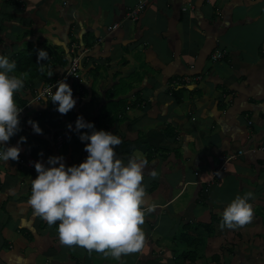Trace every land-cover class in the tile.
Here are the masks:
<instances>
[{
    "label": "crops",
    "instance_id": "1",
    "mask_svg": "<svg viewBox=\"0 0 264 264\" xmlns=\"http://www.w3.org/2000/svg\"><path fill=\"white\" fill-rule=\"evenodd\" d=\"M139 1L0 0V54L16 61L27 44L51 46L66 62L14 93L19 131L4 144L31 166L0 162V264H264V0H148L127 20ZM84 50L79 78L65 80L71 110L31 101ZM215 50L224 57L212 62ZM78 115L120 136L125 161H148L145 199L157 207L145 214L142 248L119 260L62 244L27 202L35 161L85 159L87 141L67 127ZM249 191L252 220L221 227L223 209Z\"/></svg>",
    "mask_w": 264,
    "mask_h": 264
},
{
    "label": "clouds",
    "instance_id": "2",
    "mask_svg": "<svg viewBox=\"0 0 264 264\" xmlns=\"http://www.w3.org/2000/svg\"><path fill=\"white\" fill-rule=\"evenodd\" d=\"M36 58L37 63L46 60L48 51L37 49ZM16 67L15 60L0 54V162L18 159L21 151L18 145L4 144L19 131L22 108L17 105L14 93L23 89L25 79L23 73H15ZM48 91L61 114L74 107L73 89L65 80L56 81ZM27 122L34 132L42 133L36 120ZM67 127L78 132L81 141H87L84 143L87 155L71 165L65 164L62 154L50 155L47 166L39 160L34 162L37 175L31 180L27 201L34 214L49 225L59 221L57 233L62 244L82 246L117 260L140 250L145 240L141 227L145 214L157 207L155 202L145 199L142 181L147 159L133 155L125 161L115 150L123 142L122 138L111 131L95 129L94 123L82 115L77 116L74 129L72 123ZM85 128L91 131H80ZM24 140L26 137L21 136L20 141ZM148 174L155 177L157 172L149 169ZM252 196L250 191L237 194L223 209L220 226L235 228L250 222L253 208L249 198Z\"/></svg>",
    "mask_w": 264,
    "mask_h": 264
},
{
    "label": "built area",
    "instance_id": "3",
    "mask_svg": "<svg viewBox=\"0 0 264 264\" xmlns=\"http://www.w3.org/2000/svg\"><path fill=\"white\" fill-rule=\"evenodd\" d=\"M147 1L148 0H140L136 6L131 8L126 13L125 18L127 20L137 21L140 18V15L142 14V12L144 11V8H145V5H146ZM118 28H119V23H114L111 26H109L107 28V30L109 32H111V31H114L115 29H118ZM84 52H86V50H84V51H82L80 53L76 52L75 54L72 55V57L70 58V62H69L68 68L63 73L61 78H59L56 81H59L61 79H63V80H68V79L77 80L79 78V73H78V70H79V67H80L79 64H80V60H81V57H82ZM223 57H224V52L223 51L215 50L211 54L210 60L212 62H217V61L221 60ZM56 81H54L53 83L44 85L39 91H37L35 93V95L31 99V101H44V100L45 101H47V100L50 101L51 96H50V93H49L48 89H49V86L50 85H54ZM52 91L53 92L55 91V87L52 88ZM258 150L260 152L264 153V144L261 145ZM13 161L16 164H18L19 166H21V167H30L31 166V164L28 161H26L25 159H23L21 157H19L16 160H13ZM58 223H59V221H57V224ZM57 224H56V227H57ZM84 249L87 250L86 248H84Z\"/></svg>",
    "mask_w": 264,
    "mask_h": 264
},
{
    "label": "trees",
    "instance_id": "4",
    "mask_svg": "<svg viewBox=\"0 0 264 264\" xmlns=\"http://www.w3.org/2000/svg\"><path fill=\"white\" fill-rule=\"evenodd\" d=\"M41 48H45L48 51V58L46 60H41L40 63H37V58H36L38 48L32 47L30 44H27L26 51L21 52V54H19V56L16 59L17 67L14 71L17 75L21 73L24 74V79H25L24 85L29 84L30 78L37 76L41 72V63L43 67L48 66L54 62L62 66H64L66 63L65 60L62 57H60L51 46H42ZM62 75L63 74H61V76Z\"/></svg>",
    "mask_w": 264,
    "mask_h": 264
},
{
    "label": "bare ground",
    "instance_id": "5",
    "mask_svg": "<svg viewBox=\"0 0 264 264\" xmlns=\"http://www.w3.org/2000/svg\"><path fill=\"white\" fill-rule=\"evenodd\" d=\"M74 53V51H72V54Z\"/></svg>",
    "mask_w": 264,
    "mask_h": 264
}]
</instances>
